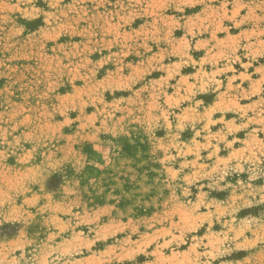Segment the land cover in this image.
<instances>
[{
    "label": "rangeland",
    "instance_id": "rangeland-1",
    "mask_svg": "<svg viewBox=\"0 0 264 264\" xmlns=\"http://www.w3.org/2000/svg\"><path fill=\"white\" fill-rule=\"evenodd\" d=\"M0 264H264V0H0Z\"/></svg>",
    "mask_w": 264,
    "mask_h": 264
}]
</instances>
